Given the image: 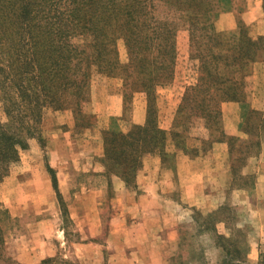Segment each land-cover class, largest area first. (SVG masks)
<instances>
[{
  "label": "trees",
  "instance_id": "16d2710c",
  "mask_svg": "<svg viewBox=\"0 0 264 264\" xmlns=\"http://www.w3.org/2000/svg\"><path fill=\"white\" fill-rule=\"evenodd\" d=\"M24 1L0 0V102L6 118L5 123H0V185L8 178L10 167L19 162L20 153L28 149V141L39 134L45 110L70 109L75 120L80 118L76 128L92 127L93 116L84 115L82 107L89 99L91 80L96 73L122 81L125 103L138 93L145 97L144 126H132L126 133H102L101 163L107 188H111V178L115 177L125 188L135 190L142 158L164 151L166 135L156 124L154 91L173 78L174 34L156 22L152 0H64L71 6L59 10L52 4L51 13L56 10L59 17L70 14L75 22L74 30L66 33L61 29L52 30L54 25L63 27L59 19L53 24L40 21L43 11L34 12ZM58 2L62 5V1ZM232 2L163 0L187 25L190 48L193 50L195 43L199 48L205 43V48L193 56L199 65L198 77L196 84L185 90L178 108L181 122L196 118L215 124L221 116V104L244 101L251 67L264 60V36L250 38L242 24L238 25L235 35L212 31L210 20L217 18ZM223 4L228 6L224 9ZM66 34L70 39L84 37L86 42L81 48L74 46L64 37ZM119 41L126 53L125 64L119 59ZM249 115L260 114L251 111ZM248 123L245 121L244 131ZM251 129L255 131L251 140L229 139L239 144L237 149L234 143L228 144V154L237 152L236 162L241 166L246 159L259 154L264 119L261 118L257 130L254 126ZM176 148L186 151L177 143ZM47 172L60 201L54 171L47 167ZM11 220L0 205V259L5 254L4 223Z\"/></svg>",
  "mask_w": 264,
  "mask_h": 264
},
{
  "label": "rangeland",
  "instance_id": "374dc122",
  "mask_svg": "<svg viewBox=\"0 0 264 264\" xmlns=\"http://www.w3.org/2000/svg\"><path fill=\"white\" fill-rule=\"evenodd\" d=\"M62 1V5L58 0H33L32 4L28 3V0L24 1V4L29 5L33 11L43 13L40 16V21L53 22L59 19L62 26L54 25L52 30L61 29L66 33L74 30V20L70 14L59 17L56 15V10L51 13L52 4L59 9L65 6H71L69 2ZM152 13L156 17V22L162 25L163 28L171 30L174 34V45L176 49V59L173 72V78L170 83H166L157 86L154 91V106L157 111L168 112L172 105H168L167 93L160 94V90L167 88V91L174 93V91H180L181 89H189L196 84V79L198 77V62L193 59L198 51H202L205 48V43H203L200 48L198 43L194 44L193 50L190 48V34L187 29V25L183 23L179 14H175V9L170 7L168 4H164L163 0H152ZM234 9V19L236 25L242 24L250 38L256 40L252 37L251 28L247 27L245 23L241 20L240 14L246 11L247 7H252L251 0H233ZM225 6V7H224ZM228 4H223L224 9ZM260 6L262 9V0H260ZM19 7V6H18ZM50 7V8H48ZM227 7V9H230ZM150 9V6H148ZM239 10L241 13H239ZM223 13V12H221ZM220 13V14H221ZM226 13V12H224ZM262 21L264 22V12L261 10ZM52 18V21H51ZM210 20L212 23V31L217 34L223 35H235L233 32H226L221 30L223 26H227L225 21L219 20L217 18H212ZM263 24V23H262ZM79 29V28H78ZM79 33V32H78ZM264 34L260 37H263ZM69 39L74 46L82 47L86 42V39L81 36L73 37L70 39V35L64 36ZM259 37V38H260ZM117 49L119 54V59L122 64L126 63V53L123 48L121 41L117 43ZM261 63V68L255 67L260 72H264V60ZM258 64V63H257ZM256 65V63L254 64ZM251 67V74L253 66ZM250 74V76H251ZM108 80L111 78H105L103 75L93 74L90 92L94 88L105 87ZM116 80V79H114ZM119 80V79H117ZM251 80V79H250ZM247 82L245 91L247 88H251L252 80ZM169 85V86H168ZM120 90L123 93V85H120ZM157 91L158 94H157ZM176 93V92H175ZM106 93L103 94L102 98L106 97ZM109 94H107V97ZM90 94L87 103L83 105L82 112L84 115H91V101ZM125 101L123 100V103ZM128 106H127V105ZM126 109L125 113L119 118L118 125L119 128L124 131H129V124L134 116V112L144 109L146 105V100L143 94H135L127 103H125ZM124 105V106H125ZM258 113V112H257ZM250 112L245 116L242 124H240L239 134L236 136L225 135L222 129L221 116L212 124L211 122L204 123L209 127L210 137L208 141L199 142L194 138H200L202 136V130L200 129V123L203 122L201 119H191L187 121L182 119L180 134L175 137V142L181 146L186 147H197V150L184 151L178 150V155L186 153L192 161L199 163L209 164L210 172V185L211 189L208 191L212 192V199H210V194L207 193L202 196L195 205L190 206L189 204L180 203L176 207V216L165 217L163 219H156L155 217H134V219L127 220L126 223L130 227L128 233L129 245L126 248L124 254L126 261H133L137 256L144 255V258L149 262H155L157 259L164 260V264H264V200H258L256 196H248L249 202L256 206V208L247 207L244 200L236 202L235 194L236 192L243 191L248 193L253 189L255 184V176L253 170L251 169V164H254V158H258L262 148L264 147V138L261 143L260 151L257 157L246 159L244 165L241 166L239 162H236L239 154L233 151V154L229 156L228 154V166L229 177L226 180L227 183H223L213 179V176L220 173L218 162L220 163V158L218 152H213L212 147L214 143L226 144L228 149V144L234 143V148H239L237 142H230L229 139H234L239 142H245L251 140L255 134L253 130H249L253 126L256 128L262 119V114L260 115H249ZM166 115V114H165ZM168 115V114H167ZM99 121L96 117H93L91 121L92 127L90 128H76V122L80 118L75 120L70 109L63 111H53L47 109L42 113V120L39 125V134L35 139L28 141V149L20 153L19 162L10 167L8 178L0 185V205H2V199H13V196L18 198V192L24 195L31 196L35 192H43V182L47 179V173L45 168L51 167L50 154L46 149V140L52 134H63L69 130L66 128V122L72 121L73 129L72 134L63 136L61 139H57L62 145H64V167L69 168L74 171L70 183H69V193L70 196L86 193L94 188H99L100 181L103 182L106 190L104 196L98 202V213H99V226L92 230L89 221L83 218L80 223H75L72 221L70 216V209L74 207L73 199H61L56 200L55 209L58 213V221L56 223V232H54L52 238L49 240V248L51 247L52 256L51 258H46L47 261L44 264H77L68 257L69 246L76 242H86L92 244L87 251L84 259L80 262L82 264H96L100 263V255L98 251H91L93 248H97L101 252V260L103 264H127V262H118L120 260H113L111 252L106 250L109 247L108 235L110 232V223L120 214L119 204L116 203V199L120 193V180L113 177L111 178V188H107L106 178L98 179L94 178L92 173L84 172L89 165L87 159H91L92 155H95L98 151V127L108 124V115L101 114ZM249 116V117H248ZM245 121L249 122L248 129L243 130V125ZM6 118L3 112V106L0 102V123H5ZM99 124V126H98ZM253 125V126H252ZM179 129V128H178ZM74 133V134H73ZM102 136V135H101ZM56 140V141H57ZM168 137L166 136V141ZM217 141H221L220 143ZM58 142V143H59ZM205 143V144H202ZM166 144V143H165ZM229 151V149H228ZM85 154V158L82 167L78 165L74 155L77 153ZM238 154V155H237ZM176 162L173 159L166 160V166L172 169V165ZM75 167H78L77 170ZM20 168V170H17ZM52 169V168H50ZM41 170L43 171L40 175ZM235 171L234 173L232 172ZM21 173L25 176L24 180H21L16 188L11 190H3L4 187L8 185V180L10 179V174L13 172ZM46 173V179L43 174ZM12 176V175H11ZM50 178V175L48 174ZM31 179V182L29 181ZM136 181V180H135ZM5 183V184H4ZM136 183V182H135ZM136 186V185H135ZM41 187V189H40ZM222 187V188H220ZM221 191V192H220ZM182 188L178 186L173 196H178V199L182 194ZM134 194H139L134 190ZM215 195H218L219 202L215 199ZM73 198V197H72ZM220 199L222 201L220 202ZM264 199V196H262ZM247 200V199H246ZM31 202H25L21 206L24 210V216L21 218H12L11 221L4 223L6 229L5 232V254L0 259V264H16V259H18L24 249L25 244L29 238V226L34 222L38 221L40 216L33 213ZM76 208V207H75ZM5 209V208H4ZM54 209V208H53ZM123 209V207H122ZM126 209L130 210L129 206ZM134 209V208H133ZM132 209V210H133ZM138 214L139 212H133ZM133 213L127 214L131 217ZM216 213V214H215ZM140 214V213H139ZM260 216V217H259ZM251 222H256L260 224H255L252 226ZM120 224L121 222L118 221ZM64 230L65 232V242L62 244V234L59 232ZM263 229V232H259ZM252 232H257L258 234ZM157 243L163 248H158ZM255 245V246H254ZM128 256V257H127ZM250 257L254 259L251 260ZM99 258V260H98ZM125 260V259H124ZM101 262V263H102Z\"/></svg>",
  "mask_w": 264,
  "mask_h": 264
},
{
  "label": "crops",
  "instance_id": "0c3cea01",
  "mask_svg": "<svg viewBox=\"0 0 264 264\" xmlns=\"http://www.w3.org/2000/svg\"><path fill=\"white\" fill-rule=\"evenodd\" d=\"M251 1L252 7H247L246 11L242 13L239 10V13H241V20L247 27L251 28L252 37L256 39L264 34V22L262 21L260 0ZM234 7V2H232V7L230 9H226L225 11H222L223 13L220 12L221 14H218L217 21L223 20L227 22V26H223L221 30L228 33L237 32V25L234 19V13H236L235 9L237 7L235 9ZM260 66L261 63H256V65L253 66L251 76L246 79V85L250 79L252 80V84L251 88H247L245 91L246 94L244 101L240 103H223L220 106L222 129L227 136L229 134H232V136L239 134L240 124L243 123L245 116L251 111L262 114V117L264 118V72H260L258 69L255 71L254 69L255 67H259L260 69ZM121 84V80L111 79L107 81L105 87L94 88L90 92L89 102L91 101V115L93 117L95 116L98 121L100 117H102L100 116L101 114H106L108 115V118H110L107 122L108 124L98 127V151L95 155H92L91 159H87L89 165L84 171L90 174L92 173L94 178L97 177L100 180L104 179V168L101 163L103 156L102 133L106 131L126 133L122 131L118 125L119 118L125 113L124 108L126 109L125 102L123 103V93L120 90ZM174 90L175 89H172L174 93L168 92L167 88H161L160 90V94L167 93L166 98L168 105H172V109L170 107L167 113L165 111H157L156 109L155 120L158 129L165 133L168 140L165 142L166 144L163 153L158 151L152 154H147L142 158L141 168L136 175L135 181V191L139 192V194H134V190L125 188L120 182V193L116 199V203L119 204L120 214L116 215L110 223V232L108 235L110 245L109 247H106V250L111 252L113 260H120L118 262L124 261L127 262V264H164V260L162 259H157L155 262H149L144 258V255L137 256L133 261H126L124 252L129 245L128 233L130 230V227L126 223V221L130 219L126 218L134 219V217L137 216H152L156 219H163L165 217H173L177 215L175 209L180 203L189 204V207L193 206L195 205V202L209 192L211 193H209L211 196L210 199L213 200L212 196L214 194L212 195V192L208 191L209 189L212 190L209 179V164L192 161L186 153L178 155L174 135L180 134L179 130L181 129L182 122L178 119L177 112L181 105L185 88H180V91ZM106 92L109 96L107 97L106 94V97L103 99L102 96ZM158 92L159 91H157V94ZM145 122L146 105L144 109L134 112V116L129 124V129L132 126H144ZM65 124L66 128L69 130L68 132L64 134L62 132L55 135L51 134L48 137V140H46V149L51 156L50 163H52V166L50 168L54 171L57 192L61 199H73L72 206L74 208L72 210L70 209L72 221L80 223L83 218H86L89 221L88 224L90 225V228L95 230L99 226L98 202L104 196L106 190L104 186L105 184L103 185V182L100 181V185L102 186L99 188H94L89 190V192L76 194L74 196L71 194L70 196L69 183L71 180L70 177H72L74 171L64 167V145L58 141L63 136L69 135L73 129L72 121L69 120ZM200 129L202 130V136L200 138L195 137L194 139L199 142L208 141L207 139L210 137V132L204 121L200 123ZM185 149L186 151H191L197 150V147H187L186 145ZM212 151H219L220 153L217 157L221 160L220 163L218 162V165H220V173L213 176V179L223 183L224 178V185L227 186L226 180L229 177V168H231V165L229 167L227 164V146L226 144L214 143ZM75 153H77L74 155V159L78 162L77 166L80 165L82 167L80 162L84 161L85 154L79 152ZM169 158L176 162V165L175 163L172 165V169L166 166V160ZM75 168L77 170L78 167ZM251 169L255 176L253 189L248 193H244L243 191L236 192L234 193V198H236V202L244 200L247 207L256 208V206H253V204L249 202L248 196H256L258 200H264L262 199V196H264V147L262 148L259 157L254 158V164L252 162ZM17 170H20V168ZM42 172L43 171L41 170L40 175ZM45 172L47 173V179L46 173L45 175L43 174L42 176L46 179L43 182V192L32 193L29 197L28 195L18 192L17 199L13 196V199L11 200L3 198L1 201L3 207L12 218H21L24 216V209L21 208V206L24 205L25 202L33 203L31 204L33 213H37V215L41 217L38 221L29 226L28 241L25 244L24 249H22L20 256H18L19 258L16 259V264H44V262L47 261L46 258H51L52 256L51 247L49 248L50 245L48 243L49 240L47 239L52 238L54 232H56L58 213L55 209V205L57 197L52 187L51 178L48 177L47 168H45ZM24 179L25 176L21 173H16V171L15 173L13 172L10 174L8 185L4 187L3 190L16 188L20 181ZM29 181L31 182V179ZM178 186L182 188V192L180 193L182 196H180L179 199L178 196H173L174 192L178 190ZM215 199L219 202L218 195H215ZM221 201L222 199H220V202ZM126 206H129L130 210L126 209ZM133 212H139L140 214H134ZM130 213H133L134 215L128 217L127 214ZM261 216L264 217V215ZM118 221L121 223L119 224ZM251 223L252 226L260 224L259 222ZM59 232H61L63 236L62 244L65 245V232L63 229H59ZM259 232L262 233L263 229H261V231L259 230ZM254 233L258 234L257 232H252V235ZM90 246H92V244L86 242L73 243L69 246L68 257L70 256L77 264H82L80 261L84 259ZM157 246L158 248H163V246L158 243ZM91 251H98V255H100V263L98 261L96 264H103L101 260V252L96 247L91 249ZM250 258L251 260L254 259L253 257Z\"/></svg>",
  "mask_w": 264,
  "mask_h": 264
}]
</instances>
